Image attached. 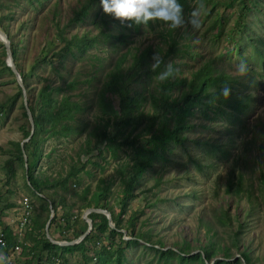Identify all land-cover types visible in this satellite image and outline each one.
<instances>
[{"label":"rangeland","instance_id":"374dc122","mask_svg":"<svg viewBox=\"0 0 264 264\" xmlns=\"http://www.w3.org/2000/svg\"><path fill=\"white\" fill-rule=\"evenodd\" d=\"M84 1L5 0L0 5V23L14 37L18 50L17 59L27 74V81L34 93L44 84L62 85L65 86L63 93L82 104L81 111L76 113L71 122L75 131L70 134L53 135L48 132L49 125H45L48 131L39 135L42 156L34 168V175L48 181L61 180L73 166L79 168L76 177L69 179L66 189L57 186L48 189V192L56 203L65 198L67 205L75 204L78 208L76 214L85 222L83 214L86 210L80 207L98 185L108 188L104 199L118 214L123 189L122 176L128 175L127 170L130 171L131 164L141 159L138 156L141 152L137 148L145 142L141 136L137 137L136 145L121 141L131 131L129 123L123 129L121 126L117 138L120 143L117 142L113 148L103 143L94 145V138H91V144L87 146V132L94 123L99 124L101 129L109 118L108 135H112L116 128L117 119L112 114L103 113L99 104L106 73L114 67L122 53L135 52L147 45H152L154 50L161 47L162 53L155 52V55L163 57L167 44L158 34L169 26L160 21H152L151 25H139L137 30L133 23L129 26V22L122 23L104 14L99 1H94L87 7L80 21L69 24L73 12ZM241 3V0H232L230 6L217 5L211 11L208 1L200 3V0H189V6L183 10L185 24L175 28L173 33L179 49L187 47L198 55L190 58L189 54L182 51L166 60V63H175L180 76L191 77L192 72L210 58L218 71L222 70L229 78L238 80V92L245 89L250 96L251 106L241 116L242 123L235 125L233 142H229L230 134L233 133L227 131L230 126L227 121H210L201 118L199 114L191 118L198 125L187 132L189 139L184 143H169L164 151L165 158L151 159V164L139 179L126 209L118 218L117 234L109 235L107 232L100 236V244L94 240L90 242V246H93V242L96 244L97 251H101V246L106 247L107 250L101 251L104 264H117V246L120 239L132 236L130 229L128 232L125 228L133 219L134 233H141L151 241L148 243L141 240L129 246L121 243L120 246L124 248L121 264H180L175 257L165 260L149 247L159 241L164 248H172L174 244L184 240L190 242L191 253L197 252V248L206 243L208 234L213 232H208L207 222L217 227L215 239L228 245L233 255L238 256L240 250L246 249L253 264H264V205H258L246 214L249 208L247 198L244 195L239 198L228 195L224 191L228 172L235 168L243 170L245 180L249 175L253 178L258 199L262 198L258 189V177L259 168L264 170V163L251 162L258 155L254 146L251 147L250 157L247 156L249 161L243 162L240 152L244 140H248L250 133L264 122V64L257 59L258 55L264 53V0H257L256 4L249 5V10L239 9ZM199 5H203L198 17L200 27L193 28L187 21L191 18L190 13ZM239 20L245 23L246 28L229 35L237 29L236 23ZM217 27L221 31L219 34L216 32ZM62 28L64 33L61 37L58 30ZM119 34L125 35L122 42L106 38L107 35L116 37ZM84 35L88 39H94V42L83 53L77 52L75 46H71L70 51L63 52L65 41L73 36ZM236 42L240 53L234 48ZM60 50L64 57L59 56ZM43 51L48 52L49 59L38 63ZM129 55L125 65L130 63ZM3 59H6L5 53L0 48V69ZM241 66L244 68L243 74L239 70ZM14 80L8 73L0 75V101L15 94L19 84ZM71 81L74 86L67 88ZM233 83L235 84L234 80ZM154 89L155 83L152 82L149 90ZM145 97L144 106L148 112L150 103L146 94ZM109 98L111 96L107 97ZM9 102L7 115L0 119V146L11 149L6 153L0 151V231L10 230L14 242L21 243V248L17 252L0 249V264H38V242L46 235L45 230L40 234L33 233L32 224L37 217L44 220L48 216L50 204L47 207L40 195L27 186L24 162L22 164L11 155L15 148L11 142H22L25 139L22 126L25 125L26 117L19 98L15 102ZM117 104V97L112 96V105L116 107ZM138 126L144 127V122ZM133 134L135 132L131 136ZM198 138L209 143L200 145L194 141ZM217 143L226 146L228 153L209 154L210 145ZM30 150L31 147L26 149L28 164L32 163ZM12 157L14 174L6 167L7 160ZM261 157L264 159V155ZM82 165L83 168L80 169ZM86 187L88 193L83 196ZM221 209H227L233 218L230 225L219 223ZM60 213L57 205V214ZM237 218L244 221L238 246L232 244V231L237 228ZM77 227L78 230H85L84 223L79 219ZM56 236L59 237L58 234ZM65 237L75 239L72 232ZM154 246L158 248V245ZM39 257L40 264H47L51 260L54 261L53 264H83L78 252L67 254L63 260L55 257L47 259L46 252ZM218 258H221L220 254L212 258V263H207L213 264ZM94 262L96 261L92 259L90 264ZM191 264H200V261Z\"/></svg>","mask_w":264,"mask_h":264},{"label":"trees","instance_id":"16d2710c","mask_svg":"<svg viewBox=\"0 0 264 264\" xmlns=\"http://www.w3.org/2000/svg\"><path fill=\"white\" fill-rule=\"evenodd\" d=\"M94 1L100 0H85L74 12L69 21V24L81 20V17L86 13L87 7ZM208 1L211 5V11L214 10L217 5H222L228 7L231 5L232 0H200ZM239 9L249 10V5L256 4L257 0H241ZM5 2V0H0V5ZM182 5L183 10L185 7L189 6V0H179ZM130 24L132 22H129ZM152 21L145 25H151ZM135 28L138 30L139 25L135 24ZM1 29L5 32L11 42L12 58L18 73L21 76L23 85L25 87V98L30 109V113L34 120V131L28 141L23 144V148L26 153V149L31 147L30 157L32 158V163L28 164V170L26 172L27 186L36 194L40 195L43 203L48 207L50 204L52 210L54 211V217L49 224V234L52 239L60 241H69L70 238H66L65 235L72 232L75 238L80 236L86 231L87 224L80 219V216L76 214L78 211L75 204L67 205L65 198H61L59 203L55 202L54 197L48 192L50 188H60L66 189L67 183L71 177H76L77 171L75 166L66 174L61 180H43L34 175V168L38 161L40 160L42 153L40 148L41 138L40 133L43 131H48L45 125H49V131L51 134L56 135H68L75 131V127L71 122L75 119L76 113L80 112L82 109V104L76 100L72 99L69 94L63 93L65 86H51L50 84H44L34 93L32 87L27 81V74L22 68L21 64L17 59V46L14 41V37L0 23ZM237 29L231 31L229 35L235 34L237 31H242L246 28L245 23L240 20L236 23ZM172 28L168 27L159 32V36L162 41L167 44V50L163 53V57L160 59L162 63L159 68L153 69V56L155 52L161 54L163 49L157 47L154 50L152 45H147L142 49L135 50V52L126 51L122 53L116 60L115 65L110 69L106 75L102 85V90L100 91L99 104L102 108L103 113L112 114L116 121V128L112 135H108V122L99 129L97 123H94L87 132L86 144L89 146L91 144V138H94L93 144L100 145L103 143L109 148H113L117 145V138L119 137V132H121L125 125L131 123V131L126 134V136L121 141L136 145L137 137L141 136L145 140L144 143L138 145V156L141 157L139 161H135L131 164L130 171L127 170L128 175L122 176L123 189L121 190V198L119 200V212L116 214L113 209L108 205L107 200L104 199L108 188L106 186H97L94 191H92L86 200V202L80 207L81 209H102L110 213L112 222L115 228L111 229L108 225L106 217L99 213H90L88 218L91 220V229L89 233L76 244L71 245H58L52 243L46 237H43L38 242V264H40V257L43 252L47 253V259L49 258H65L67 254L78 252L81 255L83 264H90L91 260L94 259V264H104L103 253L101 251L107 250L105 246H101V251H97L96 244H100L102 234L109 233V235L117 234L118 218L121 217L122 213L126 209L129 200L133 196L134 188L137 186L139 179L142 177L143 172L151 163V159L165 158L164 151L167 150L169 143H184L189 139L188 131L190 129L196 128L197 123H193L190 119L199 114L201 118L206 120L214 121L216 119H222L227 121L230 126H228L227 131L233 133L230 134L231 138L229 142H233V137L236 134L235 125L241 124V116H244L251 106L249 100V94L245 89L240 93L238 92V80L229 78V75L224 71H218L216 69L213 59H207L204 63L194 72H192L191 77L180 76L179 71L176 69L175 63L172 64L174 73L172 77H169L165 81H160L156 79L162 72H164L165 67L169 64L166 60L172 57L176 53H187L190 58L196 57L197 52L190 50L187 47L179 49L177 47L176 37L173 33ZM217 34L221 31L217 27ZM64 29L58 30V35L63 36ZM125 35L119 34L116 37L107 35L106 38L117 39L118 42L123 41ZM94 39H88L84 36H73L69 40L64 42L62 47L63 52L70 51L71 46H75L77 52L83 53L88 46H91ZM231 44V43H230ZM238 43L236 42L234 48L238 53ZM157 46V45H156ZM192 48V46H190ZM5 57L7 58V52L5 46L0 44ZM257 49V47H256ZM59 56L64 57L62 51H58ZM130 54V55H129ZM130 56V63L125 65L127 61V56ZM48 52L43 51L42 56L38 60V63L48 61ZM257 59L261 60L264 64V53L257 56ZM0 75L8 73L14 77V73L6 64V59L1 60ZM15 79V77H14ZM235 81V84L233 83ZM15 82V80H14ZM155 83V89L149 90L151 83ZM74 82H69L67 88H72ZM175 92H177L175 94ZM148 97L150 103V111H145V101ZM108 96L111 98L107 99ZM112 96L117 97L118 104L116 107L112 105ZM16 98L20 99V104L23 107V114L26 117L25 125L22 126L24 138H27L30 133V122L26 112V107L24 103L23 89L18 85V89L14 95H9L5 100L0 101V119L3 115H7L6 108L9 105V101L15 102ZM144 122V127H139L138 124ZM230 128V129H229ZM139 129V130H137ZM81 130V129H79ZM134 130V131H133ZM241 131H243L241 129ZM135 132L133 136L131 133ZM128 138H131L129 140ZM196 143L208 144L209 141L205 142L201 139H195ZM21 141H12L11 144L15 146L14 152L11 155L16 159L20 160L23 164L24 158L20 145ZM120 143V141L118 142ZM254 146V147H253ZM251 147L256 148L258 155L251 159L252 163H264V159L261 155H264V122L260 123L250 133V138L244 140V144L241 148L240 158L244 161H249L247 156L250 157ZM1 152L11 151L10 148L0 146ZM211 155L215 154H227L228 149L223 146L222 143L211 144L210 150L208 152ZM247 153V154H246ZM27 155V154H26ZM10 158L6 162V167L8 171L12 174L15 173V168L13 167L14 158ZM28 163V158H27ZM83 168V165L80 169ZM259 168V166H258ZM259 175V192L261 195V200L258 199V194L256 193V186L254 185L253 178L249 176L244 179L245 173L243 170H236L235 168L228 172L225 182V193L235 197H241L244 195L247 198L249 208L246 212H252L258 205H264V170L260 169ZM158 181V180H157ZM255 186V187H254ZM88 193V188H84L83 196ZM84 198V197H83ZM85 199V198H84ZM260 203V204H259ZM57 205H59L61 213L57 214ZM49 209V208H48ZM47 209V210H48ZM50 215V210H48V216L44 220L36 218L32 224V232L35 234L43 233L45 230V225L48 221ZM219 223L229 224L233 218H231L227 209H221ZM78 219L84 223L85 230H78L77 222ZM237 228L232 231V244L238 246L240 243V230L243 228L244 221L237 218ZM208 234L207 241L197 252L192 253L189 250L190 242L182 240L179 244H174L171 247L164 248L161 242L155 241L153 246L149 248L153 249L160 257L168 260L170 257H175L180 264L187 263L191 264L194 261H200V264H208L207 261L212 263V258L220 254L221 258L214 261L213 264H253L246 249L239 251L237 257L230 252V247L223 242L215 239L217 238V227H214L211 222H207ZM135 220H131L129 225L126 226L125 230L129 232L132 236L129 239H120V244L124 243L126 246L138 243L141 240L150 242L151 240L144 237L141 233H134ZM5 233L6 239V250L11 249L14 246L20 245L21 243L14 242L12 232L7 230ZM58 234L59 237L56 235ZM93 246H90V242ZM117 246L116 249V263L121 264V259L123 257L124 248ZM154 245H158V248ZM188 248V249H187ZM2 249V248H1ZM59 255V256H58ZM244 262H242V261ZM54 262V261H53ZM52 260L47 264H53Z\"/></svg>","mask_w":264,"mask_h":264},{"label":"clouds","instance_id":"9594fccd","mask_svg":"<svg viewBox=\"0 0 264 264\" xmlns=\"http://www.w3.org/2000/svg\"><path fill=\"white\" fill-rule=\"evenodd\" d=\"M103 13L112 16L114 19L123 22H132L135 24H148L150 21H160L170 28L175 29L184 26L183 7L179 0H100ZM203 5L190 13V19L187 23L193 28H199V15ZM131 26V24H129ZM153 69L160 67L162 60L158 55L153 56ZM240 73L243 74L244 68L240 67ZM174 69L169 63L164 72L156 79L165 81L172 77Z\"/></svg>","mask_w":264,"mask_h":264},{"label":"water","instance_id":"95a60500","mask_svg":"<svg viewBox=\"0 0 264 264\" xmlns=\"http://www.w3.org/2000/svg\"><path fill=\"white\" fill-rule=\"evenodd\" d=\"M0 36H1L0 43L3 46H5L6 52H7L6 64H7V66L9 68H11V70L14 73V77H15L16 82L23 89L24 103H25V107H26V112H27V115H28V119H29V122H30V133H29V136L27 138H25L20 143L21 149H22V153H23V158H24L25 170L27 172V170H28L27 155H26L25 150L23 148V144L26 141H28L29 138L31 137V135L33 134V131H34V120H33V117H32V115L30 113V109L28 107V103H27L26 98H25V87L23 85V81H22L21 76H20V74L18 73V71H17V69L15 67V64H14V61H13V58H12V50H11V42H10V39H9L8 35L5 32L2 31L1 28H0ZM26 179L28 180L27 176H26ZM90 213H99V214L104 215L106 217L107 221H108L109 227L111 229H114L115 228L114 223L112 222L111 215H110L109 212H107L105 210H102V209H86V211L83 214V219L85 220V222L87 224V228H86V231L83 234H81L77 238L72 239V240H69V241H65V240L64 241H60V240L52 239V237L49 234V224H50L52 218L54 217V211L52 210V208L50 206V215H49L48 221H47V223L45 225V235H46V238L48 240H50L52 243L58 244V245H71V244L79 243L89 233V231L91 229V220L87 217L88 214H90ZM123 232H125V230H123ZM192 253H195V252H192ZM235 257H237V256H235Z\"/></svg>","mask_w":264,"mask_h":264},{"label":"built area","instance_id":"2783aa9c","mask_svg":"<svg viewBox=\"0 0 264 264\" xmlns=\"http://www.w3.org/2000/svg\"><path fill=\"white\" fill-rule=\"evenodd\" d=\"M5 233L0 231V249L1 248H6V239H5ZM21 248L20 245L14 246L11 248L10 251L12 252H17Z\"/></svg>","mask_w":264,"mask_h":264},{"label":"bare ground","instance_id":"6f19581e","mask_svg":"<svg viewBox=\"0 0 264 264\" xmlns=\"http://www.w3.org/2000/svg\"><path fill=\"white\" fill-rule=\"evenodd\" d=\"M0 39H1V36H0Z\"/></svg>","mask_w":264,"mask_h":264}]
</instances>
